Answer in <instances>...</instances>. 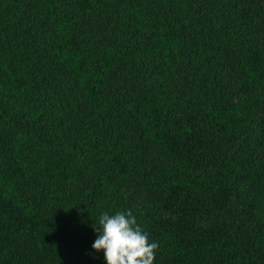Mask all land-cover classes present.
<instances>
[{
	"label": "trees",
	"instance_id": "obj_1",
	"mask_svg": "<svg viewBox=\"0 0 264 264\" xmlns=\"http://www.w3.org/2000/svg\"><path fill=\"white\" fill-rule=\"evenodd\" d=\"M264 264V0H0V264Z\"/></svg>",
	"mask_w": 264,
	"mask_h": 264
},
{
	"label": "clouds",
	"instance_id": "obj_2",
	"mask_svg": "<svg viewBox=\"0 0 264 264\" xmlns=\"http://www.w3.org/2000/svg\"><path fill=\"white\" fill-rule=\"evenodd\" d=\"M99 225L93 226L97 239L92 248L104 253L105 264H153L158 244L149 242L131 211L104 213Z\"/></svg>",
	"mask_w": 264,
	"mask_h": 264
}]
</instances>
